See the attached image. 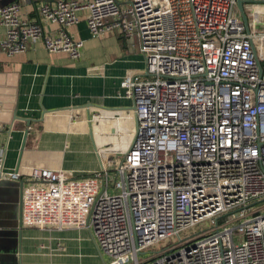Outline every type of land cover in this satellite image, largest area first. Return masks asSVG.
Segmentation results:
<instances>
[{
	"label": "built area",
	"instance_id": "1",
	"mask_svg": "<svg viewBox=\"0 0 264 264\" xmlns=\"http://www.w3.org/2000/svg\"><path fill=\"white\" fill-rule=\"evenodd\" d=\"M244 4H264L247 0ZM0 5V50L78 59L68 27L137 37L144 74L120 81L135 130L122 160L86 177L32 171L25 225L84 228L104 264H264V29L237 0H40ZM46 25L55 26L47 29ZM0 129V179L4 170ZM112 189L113 192L109 193Z\"/></svg>",
	"mask_w": 264,
	"mask_h": 264
},
{
	"label": "crops",
	"instance_id": "2",
	"mask_svg": "<svg viewBox=\"0 0 264 264\" xmlns=\"http://www.w3.org/2000/svg\"><path fill=\"white\" fill-rule=\"evenodd\" d=\"M16 1L23 17L40 20V0L0 5ZM79 15L68 27L83 43L78 59L48 52L39 41L22 53L0 50L3 168L20 174L19 180H0V264H104L84 228L18 225L21 188L34 169L86 177L116 166L133 138V101L119 83L144 74L139 41L118 31L91 36L85 13ZM3 35L0 24V39Z\"/></svg>",
	"mask_w": 264,
	"mask_h": 264
},
{
	"label": "rangeland",
	"instance_id": "3",
	"mask_svg": "<svg viewBox=\"0 0 264 264\" xmlns=\"http://www.w3.org/2000/svg\"><path fill=\"white\" fill-rule=\"evenodd\" d=\"M244 9L246 14H249V11L257 13V17L254 21L257 29H264V4H244ZM113 190L110 189L109 193H112Z\"/></svg>",
	"mask_w": 264,
	"mask_h": 264
},
{
	"label": "water",
	"instance_id": "4",
	"mask_svg": "<svg viewBox=\"0 0 264 264\" xmlns=\"http://www.w3.org/2000/svg\"><path fill=\"white\" fill-rule=\"evenodd\" d=\"M244 2H248V1H247V0H237V5H238V7H239V9H240L242 19L244 20V22H246V21H247V17H246V15H245V12H244V10H243V6H242ZM26 122L29 124L30 120H26ZM27 132H28V130L26 129V130L24 131V138L26 137ZM0 180H2V179H0ZM21 190H22V188H21ZM21 224H22V223H21L20 212H19L18 225H21Z\"/></svg>",
	"mask_w": 264,
	"mask_h": 264
}]
</instances>
